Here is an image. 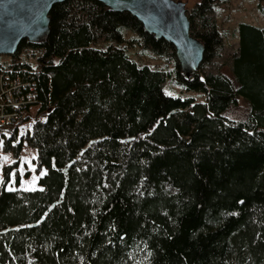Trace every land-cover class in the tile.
<instances>
[{"label": "trees", "instance_id": "1", "mask_svg": "<svg viewBox=\"0 0 264 264\" xmlns=\"http://www.w3.org/2000/svg\"><path fill=\"white\" fill-rule=\"evenodd\" d=\"M215 5L187 9L205 46L189 77L171 44L96 0L54 4L44 39L0 55V73L40 102L24 135L27 116L0 126V148L18 156L26 142L45 169L22 189L6 188L18 161L3 168L0 264H264V27L238 23L231 78L208 71L222 47ZM127 44L174 60L172 71ZM168 76L205 100L167 93ZM239 97L248 113L228 119Z\"/></svg>", "mask_w": 264, "mask_h": 264}, {"label": "water", "instance_id": "2", "mask_svg": "<svg viewBox=\"0 0 264 264\" xmlns=\"http://www.w3.org/2000/svg\"><path fill=\"white\" fill-rule=\"evenodd\" d=\"M65 0H0V55H12L22 40L38 42L50 32V11ZM112 11H126L147 33L174 48L182 73L196 72L205 46L190 32L185 2L180 0H96Z\"/></svg>", "mask_w": 264, "mask_h": 264}, {"label": "rangeland", "instance_id": "3", "mask_svg": "<svg viewBox=\"0 0 264 264\" xmlns=\"http://www.w3.org/2000/svg\"><path fill=\"white\" fill-rule=\"evenodd\" d=\"M185 2L187 9L192 8L195 3L200 0H180ZM258 3L262 0H216L214 8L215 22L222 34V47L217 55L206 64V70L211 72H218L232 77L230 68L229 56L235 51L237 47V38L235 29L240 22L249 23L258 27H264V16L258 9ZM97 46L102 47L104 44L101 42ZM127 53L131 58L137 60L139 63H146L151 66L171 70L174 67V60H165L164 57L157 54L150 49H142L137 45L125 46ZM4 60H8L6 55H1ZM22 58H27L34 61V58L21 53ZM164 90L172 95L181 97L192 96L198 101L205 100V94L200 91L187 90L182 85L177 84L173 76H168L163 82ZM248 113V104L242 98H238V104L231 106L225 111V116L228 119L240 120L244 119ZM37 114V113H36ZM35 116L30 113L27 120L18 125V136L24 135L29 130L34 122ZM4 136L9 135L7 131L3 132ZM18 161L16 170L20 174L18 184L14 182V170L10 172V179L6 183V188H22L32 189L40 187L37 183L38 177L45 172V169L37 172L35 170L36 149L23 142L22 149L18 156H14L12 152L5 151L0 148V182L3 176V168L6 164L12 161Z\"/></svg>", "mask_w": 264, "mask_h": 264}, {"label": "built area", "instance_id": "4", "mask_svg": "<svg viewBox=\"0 0 264 264\" xmlns=\"http://www.w3.org/2000/svg\"><path fill=\"white\" fill-rule=\"evenodd\" d=\"M24 87L19 79L9 82L0 73V126L29 117L31 112L36 115L40 102L26 97Z\"/></svg>", "mask_w": 264, "mask_h": 264}]
</instances>
